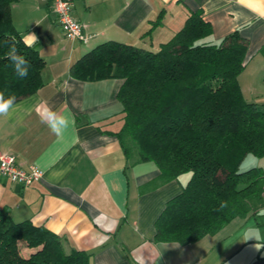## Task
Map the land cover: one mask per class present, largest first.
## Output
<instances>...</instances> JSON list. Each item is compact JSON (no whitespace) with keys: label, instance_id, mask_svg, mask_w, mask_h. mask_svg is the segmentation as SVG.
I'll use <instances>...</instances> for the list:
<instances>
[{"label":"crops","instance_id":"crops-1","mask_svg":"<svg viewBox=\"0 0 264 264\" xmlns=\"http://www.w3.org/2000/svg\"><path fill=\"white\" fill-rule=\"evenodd\" d=\"M86 41L64 36L47 0H15L14 29L44 60L42 85L0 116V151L41 178L22 186L0 176V208L60 236L89 264H264V206L213 234L180 243L155 238V222L187 177L160 182L150 160L127 158L117 136L119 78L79 80L71 65L114 40L155 50L187 16L200 11L210 41L237 30L248 42L238 83L247 101L264 104V0H71ZM53 127L57 131H53ZM264 170V157L249 159ZM24 251H28L27 248Z\"/></svg>","mask_w":264,"mask_h":264},{"label":"trees","instance_id":"trees-1","mask_svg":"<svg viewBox=\"0 0 264 264\" xmlns=\"http://www.w3.org/2000/svg\"><path fill=\"white\" fill-rule=\"evenodd\" d=\"M13 1L0 0V93L16 101L42 85L45 62L14 29ZM210 33L197 10L155 50L107 40L69 70L79 80L123 79L113 133L125 156L153 161L160 182L187 177L155 222L157 240L194 242L264 206V170L248 163L264 157V104L247 101L237 79L248 42L237 30L214 42ZM13 43L28 61L26 78L6 58ZM89 256L0 208V264H89Z\"/></svg>","mask_w":264,"mask_h":264},{"label":"built area","instance_id":"built-area-1","mask_svg":"<svg viewBox=\"0 0 264 264\" xmlns=\"http://www.w3.org/2000/svg\"><path fill=\"white\" fill-rule=\"evenodd\" d=\"M55 13L56 21L60 25L63 34L69 39L78 38L83 42L87 37L84 34V26L72 15L71 0H47ZM41 170L31 164L23 167L17 162L11 153L0 151V176L8 178L22 186H27L41 178Z\"/></svg>","mask_w":264,"mask_h":264},{"label":"clouds","instance_id":"clouds-1","mask_svg":"<svg viewBox=\"0 0 264 264\" xmlns=\"http://www.w3.org/2000/svg\"><path fill=\"white\" fill-rule=\"evenodd\" d=\"M37 37L34 34L28 35L24 42L26 46H31ZM6 58L12 63L14 66V71L16 75L20 78H26L28 76V61L18 53V50L15 46V43L12 44L8 53L6 54ZM14 97L5 100L2 93H0V116H6L9 113V110L13 106ZM53 131H57L55 127H53Z\"/></svg>","mask_w":264,"mask_h":264},{"label":"rangeland","instance_id":"rangeland-1","mask_svg":"<svg viewBox=\"0 0 264 264\" xmlns=\"http://www.w3.org/2000/svg\"><path fill=\"white\" fill-rule=\"evenodd\" d=\"M26 249L25 248H23V252L25 251Z\"/></svg>","mask_w":264,"mask_h":264}]
</instances>
